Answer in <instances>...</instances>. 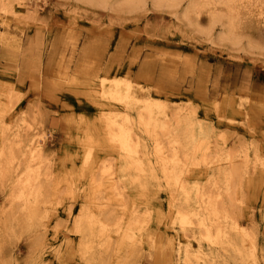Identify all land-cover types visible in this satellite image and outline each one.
Instances as JSON below:
<instances>
[{
    "label": "rangeland",
    "instance_id": "374dc122",
    "mask_svg": "<svg viewBox=\"0 0 264 264\" xmlns=\"http://www.w3.org/2000/svg\"><path fill=\"white\" fill-rule=\"evenodd\" d=\"M1 1L0 264H177L170 245L179 201L160 176L155 147L170 157L178 117L209 132L195 152L179 153L183 164L193 158L185 176L216 199L226 226L245 233V255L264 264V0H235L234 33L221 1ZM103 79L106 87L128 84L138 108L100 100ZM145 103L170 128L148 132L138 120ZM112 111L129 117L141 141V176L108 136L103 114ZM31 139L39 144L33 215L14 185ZM223 161L234 172L227 192L216 170ZM205 163L217 175H205ZM85 211L109 225L110 241L89 219L75 226ZM118 219L131 227L127 235L114 234ZM222 259L241 264L230 252Z\"/></svg>",
    "mask_w": 264,
    "mask_h": 264
},
{
    "label": "bare ground",
    "instance_id": "6f19581e",
    "mask_svg": "<svg viewBox=\"0 0 264 264\" xmlns=\"http://www.w3.org/2000/svg\"><path fill=\"white\" fill-rule=\"evenodd\" d=\"M126 1L131 6H134L136 4L137 6H139L138 3L141 2L143 3V1L145 0L143 1L126 0ZM216 1L217 2L221 1L220 3L225 5L229 9V15L227 17L229 21L228 28H230L229 30H232L233 28H235V20L233 16V8H232L234 7L235 0H209L208 4L214 7ZM157 2L159 3V0ZM1 3L2 1L0 0V13L7 14L5 10L6 8L5 7L3 8V5ZM193 3L195 4V2ZM207 7L208 6L206 5L205 8ZM193 10L196 11V13L194 14H197V10L194 8L192 9V11ZM192 11L191 13L195 12ZM262 11L263 10H261V13ZM262 14H260V16ZM212 17L213 19H216L217 15H215V13L213 12ZM232 32L230 31L231 34ZM106 83L107 80L103 79L100 82H98L96 85L95 91L96 94L98 95L97 97H99L100 100L110 104L112 107H120V108L124 107L123 109H126L127 107L134 105L138 108L139 101H136L133 98L130 91L131 89L128 84L118 79L111 80L110 81L111 85L109 87L105 86ZM143 105H144L142 106L143 110L141 109L142 112L140 113L138 120L140 119L141 123L148 132L156 135L157 132H164L166 131L167 128H170V126H168L165 120H163V118H166L165 114L161 115V113L155 112L154 107L149 103L147 104L145 103ZM118 113L112 111L109 112V114H103V117L106 120L105 125L109 132L108 136H110V140L115 143V147L117 148V150L125 154L127 159L131 161L129 165L131 169H133L134 172L138 173L139 175L141 173L143 174L147 171V169L143 165L144 162V159H142L143 156L140 155L141 141L136 135L129 117L127 115L121 113L118 114ZM175 128H176L175 130L176 138L172 139L169 142V150H171L170 157L164 156L163 147L160 143L158 144V141L156 142L155 148H156V154L159 157V161L161 162V164L158 165V167L162 168L159 171L160 176L164 178L163 180L166 182V184L172 191L170 193L171 195H173L172 198L174 199V201L175 200L176 202L179 201V204L175 203L173 205L175 207V212L173 214L174 216L172 217V221H171V225H172L171 228L173 230V233H175V237L173 239L174 243L171 242L170 246L173 252H175L176 263L177 264H224L222 258L224 257L225 254L230 252L233 254V257L240 258L241 264L242 263L257 264L258 260L254 253H252L251 255L249 253H248L249 255L247 254L245 255V251H244L245 247L243 246L244 243L243 237H245V233H243V231H241V229L237 225L231 224L230 226H226L225 222L227 218L224 217L216 207L215 205L216 199L211 200L207 196L208 194L205 193L201 183L195 181L196 179L191 181L192 179L191 174L189 176H185L187 171H190L188 169L191 166H194V164L190 162L191 160H193V158L187 157L186 164H183L181 163L179 153L181 152L186 153V151L187 153L193 151L195 152L196 149L199 148V145L209 138V132L207 133V131L202 129V126L200 124L192 122V120H190L189 118H183L182 120H180L178 117L175 122ZM38 149H39V144L33 139H31L29 142L28 162L26 163L27 165L25 166L23 172L18 173L14 176L15 179L14 185L17 190V198L18 200L23 201L22 203L23 209L31 210L32 215L34 213L32 208L35 206L37 200V193L35 191L37 188V181H38L37 176H39V175L37 176L33 175V172L34 173L37 172V168L32 170V165L34 163L36 164V166L39 165V163L36 162L37 161L36 158L38 157L36 154L39 153L37 152ZM247 153L244 151L242 153L243 155L242 158L244 161L243 163L245 165L247 164L250 165L249 155ZM13 159L14 157H10L9 159H7V161L5 162L7 166L8 164L9 165L12 164ZM226 164L227 162L223 161V165H225L224 167L225 169H223L222 167V169L216 168V170H222L220 172V175L223 178L224 182L222 180L221 183L223 182L222 185H224V188L227 192L229 191V186L232 180L231 178L233 177L232 174L234 172L229 170V167L228 165L226 167ZM203 168H206L207 172L205 175L207 176L208 175L210 176V173L216 174L212 172L214 169L210 167L209 163H205V165H203ZM113 179L114 178L111 177L109 180L112 181ZM111 187H113L115 191L116 189L118 190V188H120L114 183L111 184ZM118 196L121 197L122 192L119 191ZM213 200L215 202H213ZM88 219L90 220V225L92 226V228L94 227L99 228V231L103 239H105L106 241L111 240V235H110L111 230L109 229V225L102 222L100 218L95 217L94 214L86 213V211L82 212L81 216H79L78 219L76 220L75 226L79 228L82 225V223ZM121 225H122V220L118 219L117 223L114 226L115 228L114 234L118 236L120 235V233L121 235H127L126 234L128 233L127 230H129L131 227L123 228ZM179 233H181L182 236L178 235ZM158 248L159 250L161 249L160 247Z\"/></svg>",
    "mask_w": 264,
    "mask_h": 264
}]
</instances>
